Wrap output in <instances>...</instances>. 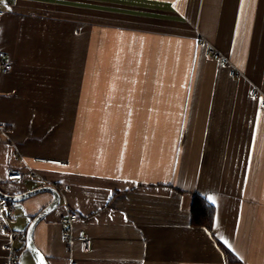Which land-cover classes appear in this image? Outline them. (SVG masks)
<instances>
[{"label": "crops", "instance_id": "obj_1", "mask_svg": "<svg viewBox=\"0 0 264 264\" xmlns=\"http://www.w3.org/2000/svg\"><path fill=\"white\" fill-rule=\"evenodd\" d=\"M0 11V190L59 191L33 231L47 264H264V0ZM194 195L214 209L210 232L189 224ZM51 200H0V264H35L25 233Z\"/></svg>", "mask_w": 264, "mask_h": 264}, {"label": "built area", "instance_id": "obj_2", "mask_svg": "<svg viewBox=\"0 0 264 264\" xmlns=\"http://www.w3.org/2000/svg\"><path fill=\"white\" fill-rule=\"evenodd\" d=\"M2 16H3V12L0 11V21H1ZM207 55L210 59H212L214 61L222 62V57L213 49H209L207 51ZM223 63H224V61H223ZM9 70H10V66L6 63H3L0 60V73H6ZM250 95H251L252 99H258L259 97L262 96L260 91L255 89V88L252 89ZM261 107L264 108V97H262V99H261ZM3 130H4L3 126H0V131H3ZM23 176H24V174L21 171H19L18 169H11L7 174V181L8 182H17V181H20L23 178ZM58 193H59V191H58ZM12 213H13V207H12V205H10L9 209H8V214L11 215ZM76 220H77L76 215L67 214L61 219V223L70 225V224L74 223ZM12 239H14V237L11 235V240ZM63 239L66 241H69V240H71V235L68 232H65L63 234ZM75 240L79 243L81 251L84 254L89 253L91 251V241L83 232H80L78 234V236L75 238ZM5 249L9 252L11 251V243L10 242H8V244L5 245ZM69 264H76V263L74 261H70Z\"/></svg>", "mask_w": 264, "mask_h": 264}, {"label": "water", "instance_id": "obj_3", "mask_svg": "<svg viewBox=\"0 0 264 264\" xmlns=\"http://www.w3.org/2000/svg\"><path fill=\"white\" fill-rule=\"evenodd\" d=\"M48 193L52 196L50 203L43 208L30 222L25 233L26 250L33 257L35 264H47L43 256L39 253L33 243V231L36 225L45 218L60 202V194L52 187H42L21 195L10 196L0 190V200L6 203H19L38 194Z\"/></svg>", "mask_w": 264, "mask_h": 264}, {"label": "trees", "instance_id": "obj_4", "mask_svg": "<svg viewBox=\"0 0 264 264\" xmlns=\"http://www.w3.org/2000/svg\"><path fill=\"white\" fill-rule=\"evenodd\" d=\"M213 216V207L198 195H194L190 208L189 224L194 227L205 228L210 232L213 224Z\"/></svg>", "mask_w": 264, "mask_h": 264}, {"label": "rangeland", "instance_id": "obj_5", "mask_svg": "<svg viewBox=\"0 0 264 264\" xmlns=\"http://www.w3.org/2000/svg\"><path fill=\"white\" fill-rule=\"evenodd\" d=\"M18 204H19V203H15L14 205H18ZM57 207H59V204H58L55 208H57ZM55 208H54V209H55ZM54 209H53V210H54Z\"/></svg>", "mask_w": 264, "mask_h": 264}, {"label": "snow or ice", "instance_id": "obj_6", "mask_svg": "<svg viewBox=\"0 0 264 264\" xmlns=\"http://www.w3.org/2000/svg\"><path fill=\"white\" fill-rule=\"evenodd\" d=\"M208 199H209V200H212L213 198H212V197H208ZM213 202H215V201H213Z\"/></svg>", "mask_w": 264, "mask_h": 264}]
</instances>
